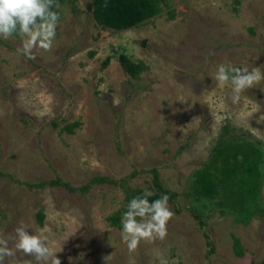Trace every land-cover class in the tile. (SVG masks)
Segmentation results:
<instances>
[{"label": "rangeland", "instance_id": "obj_1", "mask_svg": "<svg viewBox=\"0 0 264 264\" xmlns=\"http://www.w3.org/2000/svg\"><path fill=\"white\" fill-rule=\"evenodd\" d=\"M166 1L157 15L118 31L97 23L91 0H63L53 47L36 50L34 60L17 53L19 34L0 37V234L20 224L30 234L45 230L61 264H160L161 257L168 264H258L264 258V212L223 211L219 201L198 202L192 188L226 124L264 153V81L233 104L231 84L215 80L220 64L264 72V0ZM121 53L145 63L139 77L124 71ZM75 121L82 122L75 133L61 130ZM154 168L175 194L167 195L174 216L164 240L141 241L129 252L122 228L107 216L125 208L123 185L155 191ZM262 173L264 207V162ZM95 175L119 185L69 189ZM57 178L68 186H39ZM234 236L243 256L234 251Z\"/></svg>", "mask_w": 264, "mask_h": 264}, {"label": "trees", "instance_id": "obj_2", "mask_svg": "<svg viewBox=\"0 0 264 264\" xmlns=\"http://www.w3.org/2000/svg\"><path fill=\"white\" fill-rule=\"evenodd\" d=\"M63 0H56L61 3ZM166 0H91L92 14L98 24L105 28L122 31L137 27L146 20L160 13L162 4H166ZM105 5H107L105 7ZM54 11L57 9L54 8ZM94 52H91L93 55ZM122 68L126 73L134 78L146 69L143 62L134 61L126 53L118 56ZM111 57L108 56L102 62L105 69L109 66ZM54 125H56V122ZM82 124L81 121L66 124L62 131L67 133H75L76 127ZM247 134L241 133L236 128L226 124L223 126L212 152L206 163L198 168L192 180V188L195 199L212 201L218 204L219 208L243 214H262L264 207L260 203V190L263 183L262 164L264 162V153ZM154 174L155 191L153 195L148 197L152 202L159 199L162 195H169L171 198L175 196L168 188H166L160 180L157 169H152ZM136 172L131 173L133 177ZM126 178L121 180L125 182ZM118 180L109 176L95 175L90 181L79 188L69 186L71 191L80 190L88 191L96 183L118 184ZM50 185H67L61 179H53L49 182L42 181L39 186ZM125 190V208L118 210L107 216V220L111 226L122 228L123 214L127 211L129 201L135 197L142 195L145 188L126 187ZM193 215L204 225L205 221L200 211L194 209ZM45 213L41 210L38 213V223L44 224ZM139 219V218H138ZM234 251L238 256H243L245 248L242 245L239 236H234ZM264 264V258L258 263Z\"/></svg>", "mask_w": 264, "mask_h": 264}, {"label": "clouds", "instance_id": "obj_3", "mask_svg": "<svg viewBox=\"0 0 264 264\" xmlns=\"http://www.w3.org/2000/svg\"><path fill=\"white\" fill-rule=\"evenodd\" d=\"M54 8H60L56 0H0V37L9 39L19 34L22 40L17 53L28 60L36 59V50L50 51L53 47L60 20ZM215 80L220 87L231 84V101L236 104L243 92L264 81V72L260 67L249 70L220 64ZM152 195L145 189L129 201L123 214L121 235L129 252H135L141 241H162L168 235L167 225L174 216L169 197L165 194L150 202L148 197ZM57 253L45 230L30 234L27 226L20 224L12 233L0 234V264H6V260L8 264H33L25 257L34 258L36 264H61ZM160 264H168L167 259L161 257Z\"/></svg>", "mask_w": 264, "mask_h": 264}]
</instances>
